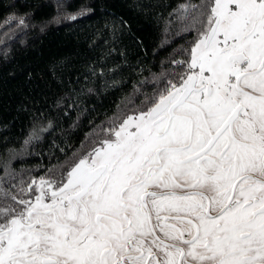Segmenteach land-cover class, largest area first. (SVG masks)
<instances>
[{
  "label": "snow or ice",
  "instance_id": "snow-or-ice-1",
  "mask_svg": "<svg viewBox=\"0 0 264 264\" xmlns=\"http://www.w3.org/2000/svg\"><path fill=\"white\" fill-rule=\"evenodd\" d=\"M191 8L175 82L62 179L3 193L0 264H264V0Z\"/></svg>",
  "mask_w": 264,
  "mask_h": 264
},
{
  "label": "trees",
  "instance_id": "trees-1",
  "mask_svg": "<svg viewBox=\"0 0 264 264\" xmlns=\"http://www.w3.org/2000/svg\"><path fill=\"white\" fill-rule=\"evenodd\" d=\"M204 2L0 0V204L59 179L175 82Z\"/></svg>",
  "mask_w": 264,
  "mask_h": 264
},
{
  "label": "flooded vegetation",
  "instance_id": "flooded-vegetation-1",
  "mask_svg": "<svg viewBox=\"0 0 264 264\" xmlns=\"http://www.w3.org/2000/svg\"><path fill=\"white\" fill-rule=\"evenodd\" d=\"M78 163V162H77ZM77 163H75L74 165H72L71 167L67 168L60 176L59 179H55V180H60L62 179L64 176H66L67 172L71 170L72 167H74ZM159 234V233H158Z\"/></svg>",
  "mask_w": 264,
  "mask_h": 264
},
{
  "label": "rangeland",
  "instance_id": "rangeland-1",
  "mask_svg": "<svg viewBox=\"0 0 264 264\" xmlns=\"http://www.w3.org/2000/svg\"><path fill=\"white\" fill-rule=\"evenodd\" d=\"M132 116V115H131Z\"/></svg>",
  "mask_w": 264,
  "mask_h": 264
}]
</instances>
